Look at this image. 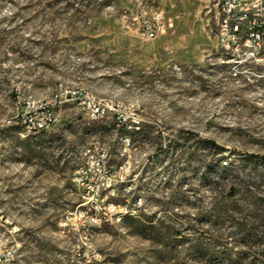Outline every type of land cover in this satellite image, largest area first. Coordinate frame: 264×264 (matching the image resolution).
Instances as JSON below:
<instances>
[{
  "label": "rangeland",
  "instance_id": "374dc122",
  "mask_svg": "<svg viewBox=\"0 0 264 264\" xmlns=\"http://www.w3.org/2000/svg\"><path fill=\"white\" fill-rule=\"evenodd\" d=\"M215 4L0 0V205L12 223L0 243L11 264H264V67L221 63ZM63 89L122 105L140 130L91 121L75 102L37 136L7 125ZM97 145L129 174L104 192L117 212L78 211L62 228L84 202L72 174Z\"/></svg>",
  "mask_w": 264,
  "mask_h": 264
},
{
  "label": "built area",
  "instance_id": "2783aa9c",
  "mask_svg": "<svg viewBox=\"0 0 264 264\" xmlns=\"http://www.w3.org/2000/svg\"><path fill=\"white\" fill-rule=\"evenodd\" d=\"M215 6L217 36L222 52L221 63L234 67H264V0H216ZM243 28H252L251 37H242ZM144 29L148 38L156 37L155 27L145 24ZM67 102L77 103L85 117L91 121L113 117L116 126L120 120H128V127L140 126L142 123V120L135 116H127L122 110V105L118 103L94 99L89 97V93L72 89H63L55 94L51 101L25 108L6 123L8 126L19 128L22 138L37 136L58 124L60 115L55 109ZM125 142L126 146H129L130 140L126 138ZM128 175L124 167L114 172L108 166V152L104 147L97 145L87 150L84 163L72 174L73 184L84 192V202L74 212L68 213L60 226L66 228L67 220L76 217L78 211L82 217V214L94 210L95 213L103 214L99 221H109L108 213L113 216L117 206L107 203V198L103 197L104 192L112 190L113 184L126 181ZM106 210L107 212H104ZM11 224L0 213V225ZM10 254L11 250H6V245L0 243V264H11Z\"/></svg>",
  "mask_w": 264,
  "mask_h": 264
},
{
  "label": "bare ground",
  "instance_id": "6f19581e",
  "mask_svg": "<svg viewBox=\"0 0 264 264\" xmlns=\"http://www.w3.org/2000/svg\"><path fill=\"white\" fill-rule=\"evenodd\" d=\"M251 35H252V28H243L242 29V37H251ZM80 92H82V91H80ZM89 97H93V96H90L89 95ZM95 99V98H94ZM112 101V100H111ZM115 103V102H114ZM117 125H118V127H120V126H127L128 124H127V120H120L119 122H117ZM129 129H133V130H136V131H139L140 130V126H130V127H128ZM26 138H28V137H26ZM115 186V184H113V187ZM0 213H1V215H3L4 216V218H7L8 219V221H9V223H11L10 222V220H9V218L8 217H6L5 216V214H4V211H3V209H2V207H1V205H0ZM94 220V219H93ZM71 220H67V226H68V222H70ZM70 227V226H69ZM64 234V233H63ZM6 250H11V254H10V263H12L13 262V260H14V252H13V250L11 249V248H9V247H7L6 246Z\"/></svg>",
  "mask_w": 264,
  "mask_h": 264
},
{
  "label": "trees",
  "instance_id": "16d2710c",
  "mask_svg": "<svg viewBox=\"0 0 264 264\" xmlns=\"http://www.w3.org/2000/svg\"><path fill=\"white\" fill-rule=\"evenodd\" d=\"M208 143L211 144L212 146H214L215 148L220 149L216 144H214V143H212V142H208ZM225 169H227V168H225Z\"/></svg>",
  "mask_w": 264,
  "mask_h": 264
}]
</instances>
